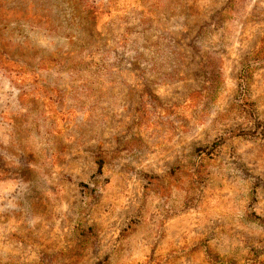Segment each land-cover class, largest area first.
I'll list each match as a JSON object with an SVG mask.
<instances>
[{"label":"rangeland","instance_id":"374dc122","mask_svg":"<svg viewBox=\"0 0 264 264\" xmlns=\"http://www.w3.org/2000/svg\"><path fill=\"white\" fill-rule=\"evenodd\" d=\"M0 264H264V0H0Z\"/></svg>","mask_w":264,"mask_h":264}]
</instances>
